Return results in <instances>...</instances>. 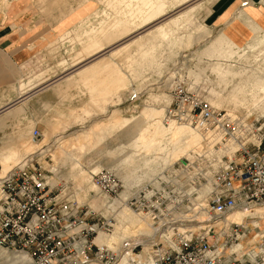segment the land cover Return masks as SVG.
Here are the masks:
<instances>
[{
    "label": "crops",
    "instance_id": "obj_1",
    "mask_svg": "<svg viewBox=\"0 0 264 264\" xmlns=\"http://www.w3.org/2000/svg\"><path fill=\"white\" fill-rule=\"evenodd\" d=\"M186 1L103 0L104 8L115 16L106 25L102 22L95 31L81 30L93 20L92 11L86 13L90 0L0 1V176L33 154L28 151L33 131L40 132V140L49 133L43 142L47 147L42 152H51L52 147L46 143L52 133L65 132L105 114L108 107L118 106L125 90V74L121 71L125 63L133 80L141 83L145 73L159 71L164 52H168L169 61L175 62L179 52L197 43L198 40L187 37L169 38L157 24L144 35L108 50V44L125 38ZM242 1H222L211 22L221 32L200 50L196 70L190 72L194 83L207 81L208 90L214 96L211 103L216 108L245 99L247 89L252 98L255 91H264V54L261 55L263 64L255 69L239 67L245 60L242 52L245 46L256 49L264 45V5L254 2L241 8ZM238 10L240 18L250 20L248 25L235 16ZM80 14L83 15L76 23ZM184 16L180 12L169 19L170 23L176 24ZM201 30L203 37L210 33L205 27ZM259 35H262L260 44L254 45L253 38ZM194 83L189 84L191 89H195ZM145 88L141 83L136 92ZM149 101L168 102L165 96L155 95H150ZM113 110L116 112L109 119L85 133L54 140L59 143L52 152L57 156V165L51 170L55 178L71 184L82 176L86 181L85 176L92 177L91 174H96L93 172L101 171L104 166L96 156L102 154L103 142L116 139L118 133L125 136L126 146L108 151V156H114L106 166L109 170L118 168V163L128 168L140 155L146 154L142 139L161 138L162 120L150 130L140 117L125 119L120 110ZM146 113L153 116L156 111ZM124 149L128 150L124 157L116 158ZM35 159L40 165V158ZM162 162L166 164L165 160ZM113 237L101 235L98 242L107 244ZM0 254L6 258V264L27 263L26 259L16 258L2 249Z\"/></svg>",
    "mask_w": 264,
    "mask_h": 264
},
{
    "label": "rangeland",
    "instance_id": "obj_2",
    "mask_svg": "<svg viewBox=\"0 0 264 264\" xmlns=\"http://www.w3.org/2000/svg\"><path fill=\"white\" fill-rule=\"evenodd\" d=\"M32 1L37 3L41 0ZM102 1L90 0L89 4L91 6L86 13L92 11L91 18L93 20H90L89 26L82 27L81 30L95 31L96 27H100L102 24L106 25L113 19L115 15L104 8ZM222 1L188 0L173 7L165 15L151 23L133 31L125 38L108 44V50L110 51L122 43H127L138 36L144 35L157 24L165 29L169 38L187 37L198 40L189 49L179 52L175 62L169 61L168 52H164L161 60L162 66L159 71H150L142 76L144 81L141 83H144L146 88L140 93L136 92V88L141 83L136 79L133 80V75L125 63L124 69L121 70L125 74V90L121 94V102L118 106L108 107L105 114L77 124V126L65 132H62V130L61 132L52 133L46 143V145L52 147L51 152H42L43 147H47L44 146L43 142L49 136V133L45 134L37 144H29V153H38L39 163L47 171L45 172L47 182L51 186H55L54 194H59V198H63L62 200L67 199L78 203L79 207L82 206L85 210L92 209L103 219H105L104 217H112L117 222L113 224L112 233L107 238L119 231L121 242L116 246L138 244L139 246L132 248L131 251L135 255L140 254V258L146 263L151 261L150 248L154 240H158L159 243L162 240L169 242L172 232L176 233V230H193L196 227H201L200 225H202L206 214L204 206L212 187L211 178L213 172L219 167L217 162L222 161L225 164L240 145L236 144V139L239 136L234 135V138L233 136L231 138L224 137L221 133L212 131L206 126L200 127L198 130L184 128L185 131L182 134H179V131L183 130L182 126L180 129L176 126L163 127L164 111L171 103V92L175 82L178 80L184 83L187 82L186 85L195 82L190 77V72L196 70L198 53L206 43L221 32H218L211 22ZM243 1L242 3H244ZM254 2L264 5L261 0H246L242 7L239 6L243 8ZM180 12H184V19H178L176 24H171L169 19L177 16ZM239 14H241L240 10L235 16L244 20L248 25L250 20L246 17L240 18ZM81 15L83 14H80L76 23L79 22ZM201 27H205L210 31L208 36L203 37ZM261 37L262 35L253 38V44L255 45L256 42L260 44L258 41L261 40L259 39ZM242 52L245 53V60L240 63L239 67L248 66L255 69L263 64L261 55L264 54V45H259L256 49H252L247 45L242 49ZM98 56H101V53ZM204 61L205 63L208 62L207 60ZM210 77L214 78V76ZM194 88L215 110L227 111L231 116L239 119H256L264 116V91H255V97L252 98L250 97V90L247 89L244 92L245 99L239 98L234 102L229 101L224 107L216 108L211 103L214 96L210 94L209 85L205 79L194 83ZM150 95L165 96L168 102L166 104L150 102ZM114 108L120 110L122 117L125 119L140 117L144 125L150 130H153L157 122L162 120L159 123L162 132L161 138L142 139L141 145L148 152L140 155L136 162H132L128 168H124L122 163L116 164L118 168L113 170L106 168L114 158V156L107 155L108 151L126 146L124 145L125 136L118 133L116 139L107 140L101 145L103 147L101 149L102 154L96 156V158L104 166L101 170L112 172L121 183L119 195L107 198V196L99 193L93 186L89 175L85 176L86 181L82 180V176L71 184L55 178L54 172L51 170L57 165V156H53L52 152L59 143L58 141L54 142V140L59 137L67 139L70 136L85 133L89 128L109 119L113 112H116V110L111 111ZM148 110H154L156 114L151 116L146 113ZM110 111L111 113L106 116ZM200 123L192 125L196 127ZM173 138H177L175 142L171 141ZM127 152L128 150L124 149L116 155V158H123ZM61 157L65 158L64 155ZM162 160H165L166 164ZM66 165L67 163L64 161V166ZM123 179L125 180L123 181ZM113 201H118V208L115 212L107 209L109 203ZM123 214L134 218H129L130 221H133L132 225H130V221L122 223L121 220L116 219ZM96 242L99 243L98 237ZM5 259L0 254V264H6ZM131 259V255H124L117 264H132ZM10 264H13V262ZM92 264L98 263L93 262Z\"/></svg>",
    "mask_w": 264,
    "mask_h": 264
},
{
    "label": "built area",
    "instance_id": "obj_3",
    "mask_svg": "<svg viewBox=\"0 0 264 264\" xmlns=\"http://www.w3.org/2000/svg\"><path fill=\"white\" fill-rule=\"evenodd\" d=\"M171 93L167 119L204 122L213 131L223 130L226 137L237 133V122L229 121L224 112H210L198 93L187 90L183 82L177 81ZM240 128L241 148L214 174L207 220L200 228L176 232L172 247L152 244L151 264H264V231L255 243L260 252L231 251L260 230L250 225L249 217L239 224L226 221L231 212L262 208L264 222V116L243 120ZM38 135L32 132L33 138ZM101 177L95 175V183L115 195L118 184L113 176L104 184ZM74 206L49 189L45 171L27 158L0 177V248L25 253L33 264L113 263L115 255L93 243L97 228L108 230L106 220ZM215 221L219 224L214 225Z\"/></svg>",
    "mask_w": 264,
    "mask_h": 264
},
{
    "label": "bare ground",
    "instance_id": "obj_4",
    "mask_svg": "<svg viewBox=\"0 0 264 264\" xmlns=\"http://www.w3.org/2000/svg\"><path fill=\"white\" fill-rule=\"evenodd\" d=\"M179 81V80H178ZM177 82V81H176ZM176 82H175V84H176ZM184 83V82H183ZM187 83V82H186ZM186 83H184L185 84V87H186V89L187 90H189V91H191V92H193V93H198V95H199V97H201L200 96V93L198 92V91H196L195 89H191L190 88V85L189 84H187L186 85ZM175 86V85H174ZM173 89H174V87H173ZM172 94V93H171ZM201 99L206 103V105H207V107L209 108V111L210 112H224L225 113V116L227 117V119L229 120V121H231V122H237L238 124H237V126H239L238 127V129H237V133L236 134H229V138H231L232 136H233V138H234V135L236 136L237 135V137H238V139H236V144H240L239 145V147H238V149L239 148H241V145H242V141H241V138H242V129L240 128V126H241V122L243 121V120H247V119H239V118H236L235 116L233 117V116H231L227 111H222V110H215L207 101H205L202 97H201ZM170 101H171V98H170ZM167 109V108H166ZM167 117V110L166 111H164V121H163V125H164V127H171V126H176V127H179L178 129H180V127L182 126L183 127V130H181V131H179V134H182L184 131H185V129L184 128H187V129H189V130H194V129H197L198 130V128H200V127H203V126H207L206 125V123H204V122H201L200 123V125H198V126H196V127H194L192 124H190V121H186V122H184V123H180V122H177V121H173V120H171V119H167L166 118ZM198 122H200V121H197L195 124H197ZM182 124H184V125H182ZM181 127V128H182ZM244 130H246V128L244 129ZM213 131V130H212ZM36 132H38V131H36ZM215 132H218V133H221L223 136H224V134H223V130H221V131H215ZM39 133V135H38V138H33L32 137V135H31V139L29 140V142H30V144H37L39 141H40V139H41V134H40V132H38ZM224 137H226V136H224ZM176 139L177 138H173V140H171L172 142H175L176 141ZM238 149H237V151H238ZM237 151H235V153L237 152ZM235 153L233 154V156L232 157H234V155H235ZM36 156H38L39 157V155H38V153H35V154H31L29 157H28V159H30V158H32L37 164H38V162L36 161ZM229 158L230 160H232L233 158ZM229 160V161H230ZM22 163V162H21ZM221 164V165H220ZM39 165V164H38ZM223 163H222V161H220L219 163L217 162V166H219L218 167V169H220L221 167H223ZM40 166V165H39ZM217 166H216V168H217ZM41 167V166H40ZM42 168V167H41ZM215 168V169H216ZM43 169V168H42ZM217 169V170H218ZM44 170V169H43ZM217 170L216 171H214L213 172V175H212V178H211V183H212V187H211V191H210V194H209V197H208V199H207V201H206V204H205V206H204V211H205V217H204V220L202 221V224H203V222L204 221H206L207 220V202H208V200H209V198L211 197V195H212V192H213V186H214V183H213V177H214V174L217 172ZM9 171V170H8ZM7 171V172H8ZM45 171V170H44ZM103 171H105V172H107V173H105V174H102V173H104ZM6 172V173H7ZM45 172H47V171H45ZM5 173V174H6ZM110 174L113 176V178L116 180V182H117V184H118V190H117V192H116V194L115 195H109V193L108 192H106L105 190H103L100 186H98L96 183H95V180H94V176L96 175V176H103V177H101V178H103V179H100V181H101V183L102 184H104V182H106V180H107V178L110 176ZM4 175V174H3ZM2 175V176H3ZM2 176H0V177H2ZM46 176V175H45ZM47 178V177H46ZM91 180H92V182H93V186L98 190V192L99 193H101V194H103V195H105V196H107V198H111V197H116V196H118L119 195V193L121 192V183L119 182V180L116 178V176L112 173V172H110V171H108V170H101V171H99V172H97L96 174H93L92 175V177H91ZM46 184H47V186L49 187V189H51L52 190V192H54V189H55V186H51L48 182H47V179H46ZM107 184L109 185V186H111L112 185V183H111V181H109V182H107ZM55 195H57L58 197H59V194H55ZM63 199V198H62ZM62 199H60V200H62ZM65 202H69L70 204H72V203H74V207L75 208H78V209H80V208H84V207H82V206H80L79 207V205H78V203H76V202H73V201H69V200H64ZM118 201H113L112 203H109V205H108V203H106V205H108V210L109 211H113V212H115V210L118 208V203H117ZM123 209H124V207H123ZM86 211H87V213H91V214H96L97 216H99L98 215V213L97 212H95V211H92V209H90V210H88V209H86ZM263 214V209L262 208H258V207H254V208H252V210H247V209H245V210H235V211H233V212H231L228 216H227V218H226V221H231V222H233V223H235V224H239V223H241V222H243V221H245L244 219L246 218V217H249V218H251V220H249V223H250V225L252 226V227H256V228H258V229H260L259 230V232H257V233H255L250 239H248L247 240V242H245V243H243V244H239V246L237 247H234V248H232V250L231 251H234V252H238L240 249L241 250H245V249H247V248H252L251 250H253L254 251V253H258V252H260L259 251V248L255 245V243L257 242V238L262 234V232L264 231V222H263V220H262V218H261V215ZM239 215H241V216H239ZM99 217H101V216H99ZM103 217V216H102ZM105 218V220H106V224L108 225V230L106 231V232H104V231H101L99 228H97V230H96V235H95V237H94V239H93V243L96 245V246H98V247H100V248H102V249H104V250H106L107 252H110L112 255H115L114 257H115V261L113 262V263H111V264H117L120 260H121V258L124 256V255H127V254H129V255H131V257H132V259H131V263L132 264H134V262H133V260H137L139 263H141V264H151V261L149 262V263H146L142 258H140V254H138V255H135L134 253H132V248H135L136 246L138 247L139 245L138 244H133V245H131V244H126L125 246H123V245H121V246H116V245H118V243L119 242H121V236H120V232L118 231V232H116L115 233V235H114V237H113V239L111 240V241H109V242H106L107 244H104V243H97L96 242V239H97V237L98 236H108V235H110L111 233H112V230H113V224L114 223H116L117 221L115 220L114 221V219L112 218V217H104ZM129 218H133L132 216L130 217L129 215H127V214H123V215H120V216H118L116 219H119V220H121L122 221V223H124V222H129L130 221V219ZM252 218H254V219H252ZM134 219V218H133ZM132 219V220H133ZM239 220H241V221H239ZM130 225H132V223H133V221H130ZM219 223L218 222H214V225H218ZM128 225V224H127ZM200 226H202V225H200ZM200 228V227H199ZM189 231H192V230H188V229H186V230H183V231H179V230H176V232L178 233V234H183V233H186V232H189ZM174 235H175V233L174 232H172V235H171V237H170V240H169V242H166V241H161L160 243H162L163 245L164 244H166V245H170L171 247L173 246V242H172V238L174 237ZM161 239V238H160ZM159 241L158 240H154L153 241V243L152 244H156V243H158ZM151 244V245H152ZM140 245H142V244H140ZM245 245H248V247H245ZM1 249V248H0ZM151 249V248H150ZM2 250H4V249H2ZM4 251H7V252H10V253H12L16 258H22V259H26L27 260V263L26 264H33L32 262H30V260H29V258H28V256L25 254V253H20V252H14V251H8V250H4ZM129 251V252H128ZM128 252V253H127ZM152 258V257H151ZM93 262H95V263H98V264H102L101 262H98V261H89V262H87V263H84V264H92ZM22 264V263H21Z\"/></svg>",
    "mask_w": 264,
    "mask_h": 264
}]
</instances>
